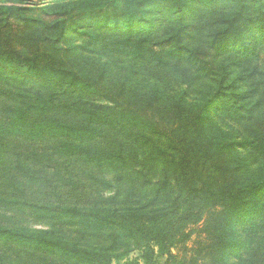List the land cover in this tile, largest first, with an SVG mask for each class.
I'll return each mask as SVG.
<instances>
[{
    "label": "trees",
    "instance_id": "obj_1",
    "mask_svg": "<svg viewBox=\"0 0 264 264\" xmlns=\"http://www.w3.org/2000/svg\"><path fill=\"white\" fill-rule=\"evenodd\" d=\"M158 254L264 264V0L0 1V264Z\"/></svg>",
    "mask_w": 264,
    "mask_h": 264
},
{
    "label": "rangeland",
    "instance_id": "obj_2",
    "mask_svg": "<svg viewBox=\"0 0 264 264\" xmlns=\"http://www.w3.org/2000/svg\"><path fill=\"white\" fill-rule=\"evenodd\" d=\"M0 1H2V0H0ZM30 1H37V0H30ZM183 14L185 15L184 11H183ZM139 254H140L139 252L134 253L135 256H139ZM164 262H165L164 257L158 254L157 263L158 264H164ZM140 264H143L142 260H140Z\"/></svg>",
    "mask_w": 264,
    "mask_h": 264
}]
</instances>
